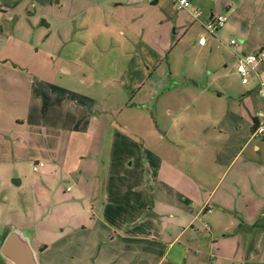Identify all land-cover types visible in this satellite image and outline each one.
Returning <instances> with one entry per match:
<instances>
[{
  "label": "crops",
  "instance_id": "0c3cea01",
  "mask_svg": "<svg viewBox=\"0 0 264 264\" xmlns=\"http://www.w3.org/2000/svg\"><path fill=\"white\" fill-rule=\"evenodd\" d=\"M55 1L0 0V168L20 190L15 210L0 205L5 237L28 230L40 264H264V138L252 134L264 96L200 58L220 49L227 68L264 43V0H191L204 22L226 17L214 35L153 0L165 8L135 45L196 50L212 74L159 89L148 57L91 73L105 61L87 37L93 21ZM61 59L83 74L73 79ZM29 160L43 166L25 178Z\"/></svg>",
  "mask_w": 264,
  "mask_h": 264
},
{
  "label": "rangeland",
  "instance_id": "374dc122",
  "mask_svg": "<svg viewBox=\"0 0 264 264\" xmlns=\"http://www.w3.org/2000/svg\"><path fill=\"white\" fill-rule=\"evenodd\" d=\"M160 1L163 2L164 5H166L165 7H171L170 0ZM152 2L153 0H65V6L69 7L64 12H75L77 15L76 19L79 22L84 19L92 20L93 25L91 28H89L87 37L96 41V43H98L100 46L102 44V54L105 56V61L101 60V62L92 66L94 71H91V73L94 74V72L96 73V71H101L102 68L110 69L112 67L111 70L118 69V67L122 65L121 63H123L122 59L125 60L126 56L133 55L137 57L136 59L146 60V57H148L150 59L152 58L153 61H156L157 66L154 67L155 79L149 86L153 87L154 89H159L165 84L168 85L170 82L174 84L175 80H173V78L178 79L180 78V75L182 73L184 74L185 72L194 77H198L201 73V76L205 77L206 79L204 80L203 78V80L208 83L209 80H207V77H211L212 74L210 72L204 73L202 71V68L197 67V65L194 64V61L198 59L196 50L187 51L183 49L182 45H178L176 48L170 49L157 45V47H152V49L156 51V54L154 55L150 51V47L144 45H135L133 36L137 34L136 29H139L142 24L146 25L148 18H151V16H149L148 14L151 13L153 18V15H155V13H159V11H163L165 8H163L162 6L153 8L151 6ZM52 5H57L55 0ZM156 32L157 34H159V31ZM228 38L230 40V37ZM254 41L257 44L258 48L253 50L252 47V49L248 52L252 53L264 50V43H258L262 42V39L259 40L258 37H256ZM251 43H253L254 45ZM255 43L250 42L249 45L255 46ZM224 52L226 53L227 51ZM200 58L203 62L213 60L216 71H218V73L220 72V74H225L226 72L229 73L230 77H232V79L237 82L238 87H240L241 89H247L254 84V82H251L249 85H244L242 83L241 78L236 73V68L238 65L236 58H231L229 60L230 66L224 68L225 58L222 57V51L220 49H218L216 51V54L212 57L200 56ZM44 61H47V59L44 58ZM47 64L48 66H51V62ZM147 64L148 62L145 63V65ZM52 65H54V63H52ZM55 65L57 67H59L60 65L64 68L70 69H73L74 67L76 76H74L73 79H77L78 75L83 74L81 63H78L77 65L74 64L72 66L69 60L61 59L57 60V63ZM196 67L198 68L197 72ZM200 71H202L203 73ZM171 73H173L174 77H172L173 75L171 76ZM63 78L64 77H62L61 75L58 76V80L60 81ZM182 79H184V77H182ZM75 82L76 81L74 80V82L70 83L73 86V84H76ZM115 97H113V99L116 101L122 100L124 94H120L119 96L115 95ZM125 114H123V116H125ZM35 165V162L31 160H29L28 163L24 165L25 169L23 173L25 178L29 176V173L33 172V167ZM13 171L12 169L0 168V205L6 204L8 210L12 211L17 208V205L14 203L13 199L17 196V194L15 195V193L18 191L12 185L13 179H11V176ZM18 192H20V190ZM5 197H9L10 200L6 201L4 199ZM5 223V221L0 220V240L2 241L4 240L6 234V228L3 227ZM15 223L19 225V221H15ZM2 243H0V246ZM0 264H6L4 263L1 256Z\"/></svg>",
  "mask_w": 264,
  "mask_h": 264
},
{
  "label": "built area",
  "instance_id": "2783aa9c",
  "mask_svg": "<svg viewBox=\"0 0 264 264\" xmlns=\"http://www.w3.org/2000/svg\"><path fill=\"white\" fill-rule=\"evenodd\" d=\"M175 9L182 11H191V15L194 20L202 23L204 32L206 35H214L221 27H223L227 21L226 17L222 14L217 16H210L207 21H203L204 10L200 8H193L191 0H170ZM199 44L205 46L207 39L205 36L199 37ZM230 45L232 47L238 46L236 39H231ZM235 55L238 59V65L236 73L242 80L244 85H249L251 82L256 83L258 88L264 96V76L261 69V65L264 64V50L258 52H252L248 54H242L235 51ZM257 123L253 129V137L264 138V113L259 112L257 115ZM43 166V163L35 165L34 169L38 171L39 167Z\"/></svg>",
  "mask_w": 264,
  "mask_h": 264
},
{
  "label": "water",
  "instance_id": "95a60500",
  "mask_svg": "<svg viewBox=\"0 0 264 264\" xmlns=\"http://www.w3.org/2000/svg\"><path fill=\"white\" fill-rule=\"evenodd\" d=\"M0 256L8 264H40L39 253L34 249L32 234L28 230L12 229L0 247Z\"/></svg>",
  "mask_w": 264,
  "mask_h": 264
},
{
  "label": "trees",
  "instance_id": "16d2710c",
  "mask_svg": "<svg viewBox=\"0 0 264 264\" xmlns=\"http://www.w3.org/2000/svg\"><path fill=\"white\" fill-rule=\"evenodd\" d=\"M255 123H257V122H255ZM255 123H254V127H255Z\"/></svg>",
  "mask_w": 264,
  "mask_h": 264
}]
</instances>
